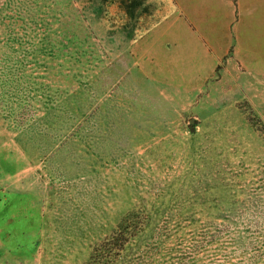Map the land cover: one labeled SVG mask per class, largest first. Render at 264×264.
Listing matches in <instances>:
<instances>
[{"label":"rangeland","instance_id":"374dc122","mask_svg":"<svg viewBox=\"0 0 264 264\" xmlns=\"http://www.w3.org/2000/svg\"><path fill=\"white\" fill-rule=\"evenodd\" d=\"M157 2L0 0V264H264V72L143 61Z\"/></svg>","mask_w":264,"mask_h":264},{"label":"crops","instance_id":"0c3cea01","mask_svg":"<svg viewBox=\"0 0 264 264\" xmlns=\"http://www.w3.org/2000/svg\"><path fill=\"white\" fill-rule=\"evenodd\" d=\"M157 3L160 9L155 13L160 14V20L134 43L149 46L141 54L143 61L154 58L156 45L159 69H171L198 84L211 79L222 59L225 68L243 75L264 72V0Z\"/></svg>","mask_w":264,"mask_h":264}]
</instances>
